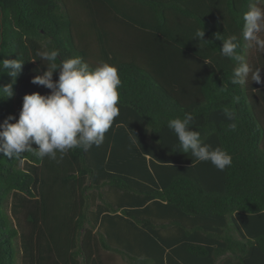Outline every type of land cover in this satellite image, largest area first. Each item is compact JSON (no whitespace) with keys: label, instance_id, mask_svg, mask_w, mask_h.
Masks as SVG:
<instances>
[{"label":"trees","instance_id":"16d2710c","mask_svg":"<svg viewBox=\"0 0 264 264\" xmlns=\"http://www.w3.org/2000/svg\"><path fill=\"white\" fill-rule=\"evenodd\" d=\"M259 2L0 0V62L24 64L14 96L0 93V124L25 95L50 94L31 82L48 68L38 52L108 63L122 81L99 147L0 154V264H264V83L233 85L238 64L220 52L236 36L245 57L243 15ZM249 66L264 81L260 53ZM11 83L0 64V88ZM186 112L230 167H192L167 127Z\"/></svg>","mask_w":264,"mask_h":264},{"label":"clouds","instance_id":"9594fccd","mask_svg":"<svg viewBox=\"0 0 264 264\" xmlns=\"http://www.w3.org/2000/svg\"><path fill=\"white\" fill-rule=\"evenodd\" d=\"M243 40L247 47L264 51V9L250 3L248 11L243 15ZM205 30H197L195 37L203 41ZM240 47L236 36L228 37L223 42L221 55L234 60L238 66L233 70L231 83L243 85L249 77L255 83L261 80L260 69L253 70L244 57L237 53ZM42 60L48 61V68L42 75L32 79L34 85L45 87L50 94L39 92L23 97L19 118L9 116L0 124V154L8 158H18L26 151H35L40 157L57 160V153L62 159L64 154L75 148L88 150L93 145L99 147L105 134L111 129L116 117L120 114L118 88L122 81L118 69L108 63H102L95 69L81 57L69 58L55 63L58 53L55 50L37 53ZM3 69L12 78V83L0 88L7 98L14 96L13 85L21 74L24 64L18 59H4ZM58 71V80L54 73ZM224 114L229 120L231 113L226 108ZM191 113L184 117L168 121L167 127L178 138V148L194 158L192 167L198 162H210L215 168L224 171L232 165V157L225 150L201 141L198 131L189 130L193 120ZM15 120V123L10 121ZM231 130L236 124L230 125ZM32 145L38 148L33 149Z\"/></svg>","mask_w":264,"mask_h":264},{"label":"rangeland","instance_id":"374dc122","mask_svg":"<svg viewBox=\"0 0 264 264\" xmlns=\"http://www.w3.org/2000/svg\"><path fill=\"white\" fill-rule=\"evenodd\" d=\"M257 6L264 9V2H259ZM259 35L262 39H264V32H261ZM259 53L264 58V51H259L256 48H249L246 46L244 61L247 62L248 64H251L253 60H256V58H258ZM117 264H126V262L123 261L121 258H118Z\"/></svg>","mask_w":264,"mask_h":264}]
</instances>
